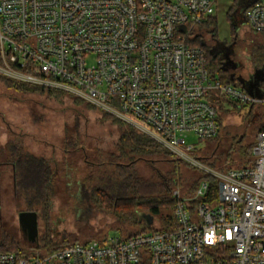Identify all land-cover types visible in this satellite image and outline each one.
<instances>
[{
    "label": "built area",
    "instance_id": "2783aa9c",
    "mask_svg": "<svg viewBox=\"0 0 264 264\" xmlns=\"http://www.w3.org/2000/svg\"><path fill=\"white\" fill-rule=\"evenodd\" d=\"M218 0H0V76L85 101L213 178L173 191L171 225L74 242L42 254L4 251L0 264H264V99L210 71L198 28ZM264 35V0L246 9ZM261 105L252 166L199 160L193 136L220 133L219 101Z\"/></svg>",
    "mask_w": 264,
    "mask_h": 264
},
{
    "label": "rangeland",
    "instance_id": "374dc122",
    "mask_svg": "<svg viewBox=\"0 0 264 264\" xmlns=\"http://www.w3.org/2000/svg\"><path fill=\"white\" fill-rule=\"evenodd\" d=\"M258 1L218 0L216 32L210 22L205 23L198 28L197 39L212 58L217 56L220 59L222 68L230 76L237 75L238 87L245 94L260 101L264 99V68L258 63L257 48L264 47V36L247 27L246 17V9ZM60 98L57 100L34 91H18L0 80V152L8 141L21 139L29 152L46 158L56 172L52 208L47 215L39 210V238L50 234L62 247L90 238L102 239L123 233L128 236L132 230L122 229L112 216L97 209L81 188L85 183L96 182L102 175L105 170L99 168V164L104 163L110 170L115 160L113 155L117 154L116 143L127 125L121 127L123 122L83 100L65 94ZM219 102L223 112L228 113L221 139L204 142L189 136L188 141L196 143L200 155L214 157L217 154L215 158L220 170L243 167L245 156L238 153L226 156L232 152L230 137L237 136L238 140H235L240 141V134L244 133L241 145H253L262 117L261 105L223 99ZM66 136L76 141V147L65 145ZM157 165L165 174L172 168L166 161ZM137 169L146 180L159 179V173L149 164L139 163ZM177 171V176H181V185L177 189L184 194L193 193L195 186L192 182L199 178L200 170L183 165L181 175ZM27 209L24 199L15 194L11 169H6L0 175V244L3 245V238L9 236L20 244L21 252L38 250L42 254L49 253L45 248L31 247L19 225L18 215ZM172 215L173 207L165 206L149 225L139 218V231L150 230L153 222L154 229L160 228L161 221Z\"/></svg>",
    "mask_w": 264,
    "mask_h": 264
},
{
    "label": "trees",
    "instance_id": "16d2710c",
    "mask_svg": "<svg viewBox=\"0 0 264 264\" xmlns=\"http://www.w3.org/2000/svg\"><path fill=\"white\" fill-rule=\"evenodd\" d=\"M215 20V18H210L209 21H206V23L210 22L209 24L213 27L214 32L217 30ZM247 27L251 29L248 23ZM196 41L197 45L202 47L206 52L211 73L217 75L223 84L235 85L234 80L228 74L227 70L222 68V62L220 59L217 56V58H212L207 51V48L203 46L201 42H198V39H196ZM263 57L264 47L257 48L258 63L263 62ZM0 80L4 81L9 88L18 91L45 93L49 97H55L57 100H61L60 96L63 95V93L58 91L48 90L25 83H18L3 76H0ZM222 99L229 100L225 98ZM219 112L220 133L216 138L211 139L215 141L221 139L223 130L227 126L226 122H228V113L226 115V113L223 112L220 102ZM123 125L125 124L122 123L121 127H123ZM260 127L259 124L257 127V133L259 132ZM68 136H66L65 145L67 147H76V141L73 139L71 140ZM230 138L233 141L232 144H230L232 152L226 154V156L238 153L240 156L246 157L243 159V167L252 166L254 162L252 150L255 142L251 147H244L241 145L243 140H235H238L237 136ZM115 148L117 154L113 155L115 160L111 163L110 170L105 168L104 163L99 164L98 167L105 171L101 173L102 175L96 182L89 184L85 183L81 188L85 191L89 202L97 209L112 216L118 225H122V229L127 228L129 231L132 230L128 233V236L124 235V233L122 234L123 236L131 237L144 232L139 231L140 213H146L155 218V216L160 213L162 207L174 206L175 200L173 198V191L177 189V186L181 185L179 180V177L181 176H177V169L179 170L178 175H181V166L190 165L173 156L151 137L136 131L130 126H127L126 129H122ZM200 152L201 150H196L195 152V155L199 160L214 169H219L217 166V163L219 162L217 161V158H215L217 154H215L214 157L212 155L206 157L200 155ZM0 157L4 158L3 160L0 159V164H9L13 167L14 191L18 197L24 199L28 208L25 211L36 212L38 220L39 210L47 215L52 208L54 180L56 175L55 169L50 161L42 156H37L29 152L21 139L8 141L1 149ZM220 159L222 158L219 157V160ZM161 161H166L172 165L171 171H169L170 173H161V169L157 165L161 163ZM139 163L151 165L157 173H159V179L152 181L143 178L137 169ZM192 168L197 171L196 168ZM221 170L226 171L225 169ZM198 173L199 178L192 182L195 189L199 186L201 181L208 180L212 184L210 191L212 193L214 192V195L217 194V187L215 186L213 178L200 171H198ZM171 221L172 216H167V218L161 221L164 226L162 227L161 225L160 229H166V227H169ZM118 230L123 232L120 228ZM92 239L95 238H90L83 242L86 243ZM29 244L31 247L45 248V251L49 252L68 245L61 247L60 244L56 243V239L50 234L43 235L41 238L38 237L36 243ZM20 248V244L15 242L9 236L3 238L2 249L4 251L20 253Z\"/></svg>",
    "mask_w": 264,
    "mask_h": 264
},
{
    "label": "water",
    "instance_id": "95a60500",
    "mask_svg": "<svg viewBox=\"0 0 264 264\" xmlns=\"http://www.w3.org/2000/svg\"><path fill=\"white\" fill-rule=\"evenodd\" d=\"M139 218L151 224L153 217L146 213H140ZM19 225L25 234L27 241L31 244L37 242L39 237V220L36 212H20L18 215ZM153 221V220H152Z\"/></svg>",
    "mask_w": 264,
    "mask_h": 264
},
{
    "label": "crops",
    "instance_id": "0c3cea01",
    "mask_svg": "<svg viewBox=\"0 0 264 264\" xmlns=\"http://www.w3.org/2000/svg\"><path fill=\"white\" fill-rule=\"evenodd\" d=\"M260 66H262L264 68V57H263V62L260 63ZM245 75V74H244ZM231 78L234 80L235 85L238 87L239 83H238V79H237V75H232ZM262 87L264 88V81L262 82ZM6 169H11V174L13 176V167L9 164H0V175L6 170Z\"/></svg>",
    "mask_w": 264,
    "mask_h": 264
},
{
    "label": "flooded vegetation",
    "instance_id": "af4514ba",
    "mask_svg": "<svg viewBox=\"0 0 264 264\" xmlns=\"http://www.w3.org/2000/svg\"><path fill=\"white\" fill-rule=\"evenodd\" d=\"M240 135H241V137H240V139H239V140L241 141V140H243V139H244V136H245V135H244V133H243V134H240Z\"/></svg>",
    "mask_w": 264,
    "mask_h": 264
}]
</instances>
